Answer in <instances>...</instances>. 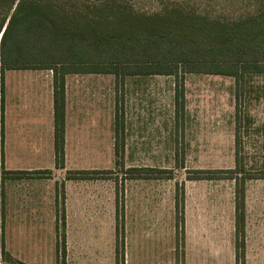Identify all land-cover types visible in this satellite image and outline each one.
I'll return each mask as SVG.
<instances>
[{"label":"rangeland","instance_id":"obj_1","mask_svg":"<svg viewBox=\"0 0 264 264\" xmlns=\"http://www.w3.org/2000/svg\"><path fill=\"white\" fill-rule=\"evenodd\" d=\"M131 2L142 13L161 9L157 0ZM255 6L254 0H200L197 8L211 17L234 18L254 12ZM248 80L253 92L240 108L242 155L246 169L264 177V75ZM176 83L180 91L184 84L178 111ZM52 84L49 70L5 73L7 166L49 169L19 176L0 170V177L8 178L4 240L12 257L0 258V264H264V178L246 182L243 262L236 259L234 181L189 180L200 170L235 167L234 78L147 75L117 83L111 74L68 75L64 169L45 157V149L39 152L18 138L23 125L17 106L34 109L42 103L27 105L29 98L20 101L18 94L49 96ZM117 108L124 122V149L118 154ZM42 109L46 112L28 111L24 120L38 131L45 123ZM143 169L152 172L146 177L139 172ZM78 170L99 173L67 179ZM178 186L184 189L185 227L177 235ZM63 213L67 223L58 227L60 235L67 233L65 260L57 255L63 246L56 237V217ZM121 232L123 243L117 240Z\"/></svg>","mask_w":264,"mask_h":264},{"label":"trees","instance_id":"obj_2","mask_svg":"<svg viewBox=\"0 0 264 264\" xmlns=\"http://www.w3.org/2000/svg\"><path fill=\"white\" fill-rule=\"evenodd\" d=\"M157 1L160 11L142 13L135 9L131 0H0V170L13 176L26 173L4 167L6 71H52L55 165L60 169L65 167L66 76L111 74L117 83H123L126 77L147 75L178 78L180 74H213L232 77L235 80L237 124L235 167L228 171L200 170L189 176V180L229 177L234 181L236 259L243 262L246 182L264 177L246 169L239 134L240 108L253 92L248 79L264 75V0H254V12L234 18H215L202 13L197 8L200 0ZM183 85L179 86L181 91L178 83L175 86L176 111L180 105L183 106ZM122 118L117 108V154L124 149ZM139 172L149 176L152 171L143 169ZM97 173L76 171L67 179H76L70 177L73 174L78 179H85L90 175L95 177ZM6 180L8 178L0 177V258L5 261L12 258L4 240ZM175 202L177 235L184 234L183 187L178 186ZM59 224L65 228L64 213L56 217V237L57 244L63 246L62 251L57 250V255L65 260L66 234L64 231L59 234ZM118 239L123 243V232L120 236L117 233Z\"/></svg>","mask_w":264,"mask_h":264},{"label":"crops","instance_id":"obj_3","mask_svg":"<svg viewBox=\"0 0 264 264\" xmlns=\"http://www.w3.org/2000/svg\"><path fill=\"white\" fill-rule=\"evenodd\" d=\"M11 71H22V70H11ZM76 75H80V74H76ZM81 75H87V74H81ZM65 81H66V79H65ZM53 93L54 92H53V84H52V95H49V96L46 95L44 97L41 94H38L36 92H32V93H28V94L26 93L27 95H25V96L23 94H20V93L18 94L20 101H21V99H23L25 97L27 99L29 98V100H28L29 102H27V105H31V103L34 104L35 100H40V101L42 100L41 108H45L46 112H45V110L42 109L45 112V115H42V121H45V123H41L42 129L40 131H38L36 129L37 126H34L33 128H31L30 123L28 121L27 122L24 121V120H26V117L28 115H30V114H28V111L30 112L31 110H34V111H31V112H33V114H36L37 112H39V109H41V108H39L38 105L37 106L34 105L33 106L34 109L25 108L24 104H22L19 107L17 106L18 112H17L16 117L19 118L18 122H21L23 125V127L21 128L20 136L18 138L25 139L27 146L37 148L39 150V152H42V150L45 149V151H44V155L46 154L45 157H51V158L55 159V127H54V107H53L54 94ZM8 104H9L8 98L6 100V92H5L4 156H5V168H6V170L16 171V172H18V171L34 172V170H35V172L48 171V170H43V169H49V167H45L44 165L41 166V164L37 165L38 167L22 169V170L21 169L11 170L8 168L7 159H6L7 158V156H6V137H7V131H8V111H9ZM66 138H67V97H66V122H65V156H66ZM31 154L35 155L34 153H31ZM38 155H36V156H38ZM41 155H42V153H41ZM55 167H56V165H55ZM78 171H83V170H78ZM80 211H81V209H80ZM66 212H67V210H66ZM65 218H66V214H65ZM66 223H67V220H66ZM65 234H66V244H67V233L65 232Z\"/></svg>","mask_w":264,"mask_h":264}]
</instances>
